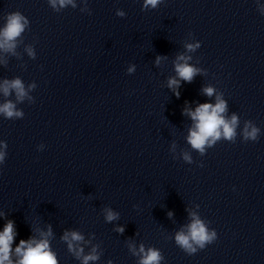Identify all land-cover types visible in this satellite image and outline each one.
<instances>
[{
  "label": "clouds",
  "instance_id": "1",
  "mask_svg": "<svg viewBox=\"0 0 264 264\" xmlns=\"http://www.w3.org/2000/svg\"><path fill=\"white\" fill-rule=\"evenodd\" d=\"M163 0H144L142 10L156 9ZM50 3L55 8L57 0H50ZM61 8L67 4H71L73 8L76 5L73 0H58ZM87 4V0H85ZM91 12H89V15ZM116 15L124 17L126 14L123 11L117 10ZM30 22L21 12L15 11L6 15L5 24L2 30H0V49L5 51H12L15 48V41L25 31L26 26H29ZM200 43L188 44L186 48L188 51H195L200 47ZM29 56L34 57V52L31 48L28 49ZM161 59L164 57L157 56L156 64L159 65ZM190 57L183 55L178 56L177 60L185 61L184 63L175 64V72L179 79L169 78L168 87L173 89L174 94L179 97L180 93L177 89L180 86V81L191 83L193 78L200 72L197 69L187 63ZM134 69L129 68L128 71L132 72ZM36 85L32 84L29 88H34ZM14 90L16 99L22 101L28 92L25 90V86L20 78L8 80L5 79L2 86V91L5 97L10 95V91ZM205 95L213 96L215 89L211 86L203 89ZM216 103L199 104L194 111L185 109L186 113L194 121V126L189 130L187 137L188 143L191 147L202 155L205 152V147H212L216 141L221 137L232 142L236 136V126L238 124L237 115L233 114L231 119L225 118L224 113L227 110V103L220 96L216 97ZM0 113L4 114L6 119H15L23 117V112L16 109L15 104L12 101H6L0 105ZM250 129V130H249ZM260 129L252 124L251 121L245 122L243 131V137L245 141H256L259 138ZM0 144L7 148V144L0 141ZM6 158V152L0 151V165L4 164ZM184 160L191 163L189 155L184 154ZM203 166L202 164L200 165ZM107 222H111L118 219V214L113 212L110 208L105 209ZM172 214L169 213V216ZM193 220L188 225V231H179L175 234V243L188 255L195 254L198 250L204 249L207 245L212 244L217 239V232L215 229H209L206 224L199 219L195 213L192 214ZM117 232L123 233L124 228L118 227ZM14 223L9 220L4 227L3 232H0V264H12L10 255L12 252L11 245L14 240ZM51 226L47 232H41V239L37 240L30 238L29 240L21 239L19 245L15 248V255L18 257L16 264H58L57 254L51 250L48 237L51 236ZM61 240L66 242L67 249L76 259L81 260V264H89V261H97L100 255L97 253V247L94 246L88 254H84V248L79 247L80 242H85L84 237L78 231H65ZM133 255L140 257L139 264H160V261L164 259L160 250L156 248H148L145 250L143 244L140 245L139 250H132Z\"/></svg>",
  "mask_w": 264,
  "mask_h": 264
}]
</instances>
